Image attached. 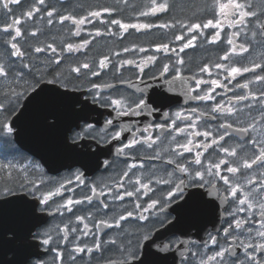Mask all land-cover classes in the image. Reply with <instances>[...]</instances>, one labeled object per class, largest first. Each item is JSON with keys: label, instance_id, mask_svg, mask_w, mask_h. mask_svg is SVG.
<instances>
[{"label": "snow or ice", "instance_id": "snow-or-ice-1", "mask_svg": "<svg viewBox=\"0 0 264 264\" xmlns=\"http://www.w3.org/2000/svg\"><path fill=\"white\" fill-rule=\"evenodd\" d=\"M176 8L0 0L3 264H264V0Z\"/></svg>", "mask_w": 264, "mask_h": 264}, {"label": "flooded vegetation", "instance_id": "flooded-vegetation-1", "mask_svg": "<svg viewBox=\"0 0 264 264\" xmlns=\"http://www.w3.org/2000/svg\"><path fill=\"white\" fill-rule=\"evenodd\" d=\"M102 2H106V0H102ZM87 3L88 4L94 3V0H87ZM199 4H200V0H177L176 14L180 15V14H183V13H189L192 10H196V9H198ZM154 31H156V30H154ZM99 46L100 45H97V47H99ZM188 53H189V55L192 56V58L194 60H198L201 57L208 58L211 55L210 53L205 52L202 49H197V50L190 49V50H188ZM30 146L33 147L32 145H30ZM209 229H211V225H209ZM3 249L5 251V256H6L7 252L9 251V249H6L5 247Z\"/></svg>", "mask_w": 264, "mask_h": 264}, {"label": "water", "instance_id": "water-1", "mask_svg": "<svg viewBox=\"0 0 264 264\" xmlns=\"http://www.w3.org/2000/svg\"><path fill=\"white\" fill-rule=\"evenodd\" d=\"M21 143L25 145V150H27L28 148L39 150V145L32 142L28 137H22ZM30 145H32L33 147H31ZM3 248L4 246L0 244V264H3V258L5 256V251Z\"/></svg>", "mask_w": 264, "mask_h": 264}]
</instances>
